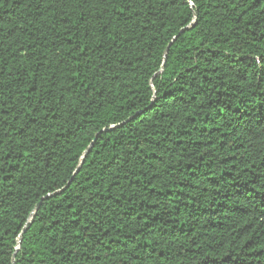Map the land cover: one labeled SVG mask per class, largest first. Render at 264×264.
Here are the masks:
<instances>
[{
  "label": "trees",
  "instance_id": "obj_1",
  "mask_svg": "<svg viewBox=\"0 0 264 264\" xmlns=\"http://www.w3.org/2000/svg\"><path fill=\"white\" fill-rule=\"evenodd\" d=\"M0 264H264V0H0Z\"/></svg>",
  "mask_w": 264,
  "mask_h": 264
},
{
  "label": "snow or ice",
  "instance_id": "obj_2",
  "mask_svg": "<svg viewBox=\"0 0 264 264\" xmlns=\"http://www.w3.org/2000/svg\"><path fill=\"white\" fill-rule=\"evenodd\" d=\"M189 5L192 6V0H188Z\"/></svg>",
  "mask_w": 264,
  "mask_h": 264
},
{
  "label": "water",
  "instance_id": "obj_3",
  "mask_svg": "<svg viewBox=\"0 0 264 264\" xmlns=\"http://www.w3.org/2000/svg\"><path fill=\"white\" fill-rule=\"evenodd\" d=\"M70 184H71V182L69 183V185H70ZM69 185H68V186H69ZM65 189H66V188H65ZM65 189H64V190H65Z\"/></svg>",
  "mask_w": 264,
  "mask_h": 264
}]
</instances>
